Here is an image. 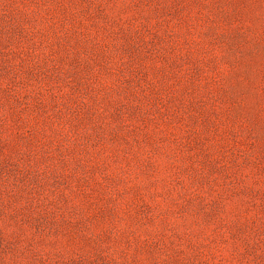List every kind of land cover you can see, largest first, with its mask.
Listing matches in <instances>:
<instances>
[{
    "label": "rangeland",
    "instance_id": "1",
    "mask_svg": "<svg viewBox=\"0 0 264 264\" xmlns=\"http://www.w3.org/2000/svg\"><path fill=\"white\" fill-rule=\"evenodd\" d=\"M0 264H264V0H0Z\"/></svg>",
    "mask_w": 264,
    "mask_h": 264
}]
</instances>
